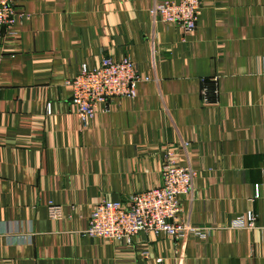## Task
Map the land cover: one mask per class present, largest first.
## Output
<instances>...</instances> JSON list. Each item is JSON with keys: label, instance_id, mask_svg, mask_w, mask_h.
Segmentation results:
<instances>
[{"label": "crops", "instance_id": "1", "mask_svg": "<svg viewBox=\"0 0 264 264\" xmlns=\"http://www.w3.org/2000/svg\"><path fill=\"white\" fill-rule=\"evenodd\" d=\"M155 1L15 0L23 17L0 38V264H264V0H203L191 34L154 18ZM103 56L150 80L85 125L64 82ZM168 152L195 171L181 218L204 238L84 233L100 200L158 186ZM249 210L254 228L230 227Z\"/></svg>", "mask_w": 264, "mask_h": 264}, {"label": "built area", "instance_id": "2", "mask_svg": "<svg viewBox=\"0 0 264 264\" xmlns=\"http://www.w3.org/2000/svg\"><path fill=\"white\" fill-rule=\"evenodd\" d=\"M203 9V0H159L150 7L155 18L177 26L185 34L194 32L197 20ZM15 7V0H0V38L5 29L11 28L21 19ZM149 81V76L141 75L129 57L115 60L103 56L98 65L81 64L77 74L65 80L70 89V105L79 120L89 125L96 113L98 104L105 110L115 97L134 98L137 85ZM218 77L203 80L201 97L204 105L217 102ZM195 171L179 165L172 153L165 155L161 165V183L158 186L130 195L125 202L102 199L92 207L84 233L105 241H119L130 245L140 231L154 235H165L180 241L189 237L204 238L206 228L190 224L181 218L182 196L192 190ZM258 197V186L255 187ZM52 216L57 207L50 205ZM256 214L249 210L235 217L231 228H254ZM158 261L161 259L158 258Z\"/></svg>", "mask_w": 264, "mask_h": 264}]
</instances>
